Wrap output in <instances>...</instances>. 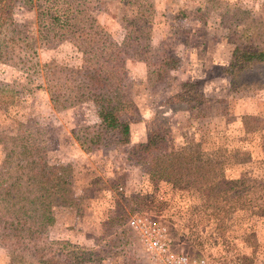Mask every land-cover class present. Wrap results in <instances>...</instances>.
Here are the masks:
<instances>
[{"label":"rangeland","instance_id":"374dc122","mask_svg":"<svg viewBox=\"0 0 264 264\" xmlns=\"http://www.w3.org/2000/svg\"><path fill=\"white\" fill-rule=\"evenodd\" d=\"M222 1L257 14L264 5V0ZM15 2L17 18L35 14V10L21 7L20 0ZM188 3L153 0L150 7L152 42L171 49L179 66L162 81L149 85L144 66L129 62L126 90L141 115L131 126L133 138L131 134L128 146L115 148L100 142L87 151L72 131L99 120L96 104L90 101L70 110L52 111L48 94L34 88L44 81V60L55 52L64 57L73 48L64 50L68 46L38 40V54L33 58L18 66L0 64V135H13L18 119L41 116L47 125L50 169L72 173L79 204L43 208L39 218L47 237L68 239L86 255L91 254L95 260L87 264H154L140 232L130 224L133 216L165 226L171 252L203 257L207 264H248L252 249L245 238L253 233V264H264V217L257 207L225 215L219 227L213 207L203 206L205 197L199 184L175 186L166 178L152 179L147 168L135 164L132 157L136 146L146 139L151 122L163 115L172 130L169 147L201 141L209 159H226L236 149L248 151L250 161L225 162L226 176L264 178V64L237 75L226 73L225 64L234 47L226 37L227 29L214 19L207 24L173 14ZM105 6L108 8L98 18L120 40L122 27L110 17L117 4L107 1ZM187 80L197 82L196 92L186 102L170 99L182 91ZM27 85L33 89L27 91ZM249 121L251 130L246 129ZM2 159L0 144V163ZM9 263L21 264L11 261L7 246L0 242V264Z\"/></svg>","mask_w":264,"mask_h":264},{"label":"trees","instance_id":"16d2710c","mask_svg":"<svg viewBox=\"0 0 264 264\" xmlns=\"http://www.w3.org/2000/svg\"><path fill=\"white\" fill-rule=\"evenodd\" d=\"M107 1L117 4L110 17L122 27L120 40L98 18L108 8ZM187 1L186 7L173 11L176 17L207 24L214 19L227 29L226 37L234 47L225 64L226 73L237 75L264 64V5L257 14L222 0ZM16 4L15 0H0V64L18 66L33 58L38 54V40L68 46L64 50L73 48L64 57L55 52L44 60V81L34 88L48 94L52 111L70 110L90 101L96 104L99 120L72 131L87 151L100 142L115 148L128 146L131 125L141 115L126 90L129 62L144 66L149 85L162 81L179 66L171 49L152 42L148 16L153 0H20L21 7L35 10L32 16L21 18L15 16ZM28 85L27 91L32 90ZM196 87V81H184L182 91L170 99L186 102ZM250 123H246L247 130L253 129ZM16 124L13 135H0V242L7 246L11 261L87 264L95 260L68 239L45 235L39 218L43 208L79 204L73 175L50 169L47 125L41 116L30 115ZM170 134L169 121L163 115L155 117L146 139L133 151L135 164L146 167L152 179L166 178L175 186L199 184L205 197L203 206L213 207L219 227L225 215L242 208L255 206L264 217V178H228L224 172L225 162L250 161V152L236 149L226 159H209L201 141L169 147ZM254 237L250 233L245 238L252 249L248 264L255 258Z\"/></svg>","mask_w":264,"mask_h":264},{"label":"built area","instance_id":"2783aa9c","mask_svg":"<svg viewBox=\"0 0 264 264\" xmlns=\"http://www.w3.org/2000/svg\"><path fill=\"white\" fill-rule=\"evenodd\" d=\"M132 227L138 229L154 264H207L205 258H191L185 253L171 252V238L167 228L157 222H147L140 216L130 219Z\"/></svg>","mask_w":264,"mask_h":264},{"label":"crops","instance_id":"0c3cea01","mask_svg":"<svg viewBox=\"0 0 264 264\" xmlns=\"http://www.w3.org/2000/svg\"><path fill=\"white\" fill-rule=\"evenodd\" d=\"M132 126V125H131ZM131 130H132V128H131ZM131 134H132V138H133V131L131 132ZM135 137V136H134Z\"/></svg>","mask_w":264,"mask_h":264}]
</instances>
